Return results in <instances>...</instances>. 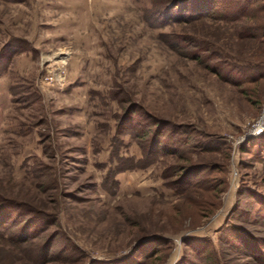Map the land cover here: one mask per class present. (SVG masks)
Returning <instances> with one entry per match:
<instances>
[{
  "label": "rangeland",
  "instance_id": "1",
  "mask_svg": "<svg viewBox=\"0 0 264 264\" xmlns=\"http://www.w3.org/2000/svg\"><path fill=\"white\" fill-rule=\"evenodd\" d=\"M218 1L0 0V264L264 263V76L180 40L264 62V9Z\"/></svg>",
  "mask_w": 264,
  "mask_h": 264
},
{
  "label": "trees",
  "instance_id": "2",
  "mask_svg": "<svg viewBox=\"0 0 264 264\" xmlns=\"http://www.w3.org/2000/svg\"><path fill=\"white\" fill-rule=\"evenodd\" d=\"M248 1V5L247 7L251 10H253V13L258 11L257 13H259V11L264 9V5L262 6H258L255 7L256 9H254L253 7H251L253 5V3L259 1V0H247ZM218 0H172L170 7L172 6V8L175 6V8H179V14L180 11L183 13V15L190 13L191 12V16L187 19L186 21H189L192 16H196V14H200L198 15V17L195 18H199V16H215V11L217 9L218 6ZM177 6V7H176ZM260 9V10H259ZM247 9H244V11L242 12V16H247ZM256 13V14H257ZM195 14V15H194ZM255 16V15H254ZM169 18H175L173 15H170ZM239 38L240 39H251V40H259V44L263 45L264 44V23H256L252 26H245L242 28V30L240 31L239 34ZM180 40L182 41V43H187V44H191L192 42H194L196 40V46L198 48V52H197V56L195 57L196 60H200L202 62H208L210 60H214V59H219L223 65L225 66V64H228L229 67V71L228 73H231L233 71L237 72V80H243L242 78H244L247 74L251 76V81H257L258 78L263 77L264 75V62L263 60H258L255 61V63H250L248 64L247 62H244L242 58L237 57V63H234L233 59L235 57H228L227 55H222V53L220 52L219 49L214 48L213 46H209L208 42H204L203 40H198L192 37V36H184V37H180ZM206 54V55H202ZM243 61V62H242ZM231 62L233 63L231 65ZM222 65V66H223ZM209 66V64H208ZM213 71L220 73V70L217 69H213ZM230 79V77H227ZM228 80V79H227ZM240 82V81H238ZM264 135H261V137ZM159 137V136H158ZM260 137V136H259ZM155 147L152 148L151 152H150V156L151 157H155V158H159L161 155L160 153V146H161V139L156 141ZM153 147V146H152ZM154 158V159H155ZM204 188V187H203ZM250 196L257 198L259 204H261L262 206L264 205V196L261 193L258 192H253L250 194ZM5 223V222H3ZM240 239L243 240V242H245L247 244L246 246V251L248 253L249 256L253 257L256 260L259 261H263L264 262V239L261 237H257L254 236L253 234L249 233V232H244L243 235H240ZM146 240L145 242L147 243H155V240ZM188 240V239H187ZM191 240V239H190ZM196 240V239H195ZM158 242V241H157ZM141 244H146V243H139V245ZM138 245V246H139ZM139 247H137L138 249ZM136 249V250H137ZM135 250V251H136ZM134 251V252H135ZM216 255V254H215ZM213 257V259H216L217 262H215V264H223L220 262V260L217 257H214L213 255H210ZM262 262V263H263ZM264 264V263H263Z\"/></svg>",
  "mask_w": 264,
  "mask_h": 264
},
{
  "label": "built area",
  "instance_id": "3",
  "mask_svg": "<svg viewBox=\"0 0 264 264\" xmlns=\"http://www.w3.org/2000/svg\"><path fill=\"white\" fill-rule=\"evenodd\" d=\"M261 135H264V103L259 116L253 121L249 129L248 137H259Z\"/></svg>",
  "mask_w": 264,
  "mask_h": 264
}]
</instances>
